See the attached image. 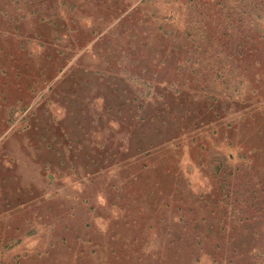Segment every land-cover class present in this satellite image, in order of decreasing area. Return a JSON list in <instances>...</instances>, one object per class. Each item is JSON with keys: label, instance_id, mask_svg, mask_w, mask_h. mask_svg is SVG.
Masks as SVG:
<instances>
[{"label": "rangeland", "instance_id": "rangeland-1", "mask_svg": "<svg viewBox=\"0 0 264 264\" xmlns=\"http://www.w3.org/2000/svg\"><path fill=\"white\" fill-rule=\"evenodd\" d=\"M0 264H264V0H0Z\"/></svg>", "mask_w": 264, "mask_h": 264}]
</instances>
